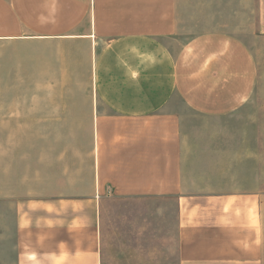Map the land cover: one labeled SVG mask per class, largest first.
Returning <instances> with one entry per match:
<instances>
[{"label":"crops","instance_id":"crops-1","mask_svg":"<svg viewBox=\"0 0 264 264\" xmlns=\"http://www.w3.org/2000/svg\"><path fill=\"white\" fill-rule=\"evenodd\" d=\"M181 4L0 0V82L35 60V115L0 91V132L35 130L31 195L22 141L0 138V264H103L111 201L156 204L178 264H264L262 152L227 121L255 59L227 33L180 40Z\"/></svg>","mask_w":264,"mask_h":264},{"label":"rangeland","instance_id":"rangeland-1","mask_svg":"<svg viewBox=\"0 0 264 264\" xmlns=\"http://www.w3.org/2000/svg\"><path fill=\"white\" fill-rule=\"evenodd\" d=\"M199 1L198 5L193 0H183L178 37L186 41L200 33L223 32L249 47L257 71L254 91L227 121L232 124L233 145L238 139L242 146L249 145L250 139L258 143L264 169V36L256 32L257 0ZM7 70L11 81L0 82V91L22 92L23 98L18 101L23 102L24 113L35 115V60L25 59L23 66ZM0 138L22 141L25 195L34 194L35 130L0 132ZM153 206L157 205L137 201L109 203L103 229V264H178L171 228L160 224Z\"/></svg>","mask_w":264,"mask_h":264}]
</instances>
